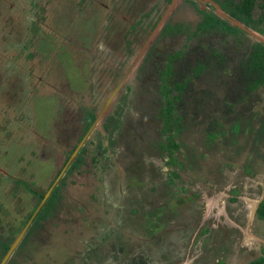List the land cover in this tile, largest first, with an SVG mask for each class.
I'll use <instances>...</instances> for the list:
<instances>
[{"label": "flooded vegetation", "instance_id": "1", "mask_svg": "<svg viewBox=\"0 0 264 264\" xmlns=\"http://www.w3.org/2000/svg\"><path fill=\"white\" fill-rule=\"evenodd\" d=\"M55 3L50 33L39 13L40 21L16 34L22 60L42 56L39 62L47 64L33 67L34 83L14 95L21 98L22 90L27 91L34 105L22 97L17 106L8 103L0 111V164L8 154L9 138L1 131V123H9L8 113L22 114L24 125L15 127L22 128V134L29 119L39 134L35 153L22 157V177L0 165L5 179L18 182L12 200L6 198L10 193L5 196L0 190V263L49 189L6 264H22L26 237L34 241L46 234L59 236L62 225L83 220L76 214L89 210L88 200L76 201L78 208L68 217L59 205L90 188L92 177L107 182L109 170L116 166L119 177L111 179L120 196L116 213L110 218L106 207L94 211L90 220L97 221L98 228L93 230L84 218L88 230L99 236V242L94 241L99 262L105 259L106 241L107 248L125 251L123 231L133 246H139V237L147 239L152 246L149 258L161 257L162 264H251L264 258V41L258 37L264 38V0ZM36 29L43 37L32 53L28 47L39 34ZM11 61L0 59V71H9L2 73L0 89L4 76L14 71ZM45 86L53 91L44 92ZM42 97L55 100L42 106L50 107L51 120L49 115L43 119L37 106ZM26 108H33L32 118L26 116ZM205 122L207 139L211 141L208 135L215 131L212 140L222 136L229 146L228 161L223 162L228 169L211 167L204 181L188 182V175L198 171L183 173L191 171L193 162L186 134ZM192 155L200 167L202 152ZM124 159L127 165L122 168ZM157 166L160 177L153 170ZM202 169L208 171L207 166ZM28 173L35 178L28 180ZM57 187L54 207L39 219L34 239L28 233ZM24 192L35 204L23 223L22 204L16 212L15 200ZM149 258L126 264H156Z\"/></svg>", "mask_w": 264, "mask_h": 264}, {"label": "rangeland", "instance_id": "2", "mask_svg": "<svg viewBox=\"0 0 264 264\" xmlns=\"http://www.w3.org/2000/svg\"><path fill=\"white\" fill-rule=\"evenodd\" d=\"M55 4V0H37L36 3L35 0H0V59H5L6 63L13 59L11 62L13 63L14 68V71L10 74V76H4L3 89H0V111L2 105L8 106V103L13 102L17 106V103H21L22 97H25L27 99V105L31 106L33 102V105L35 104V100H33V98H29L30 95L26 94L27 91L22 90L23 94L21 98H17V96L14 97V95L18 88H22L23 85L29 86L30 84L34 83L35 77L32 76L33 67L37 69V64L46 66L47 62H39V60L42 59V56H31V58H33L31 60H22V58H25V56L22 57V46L18 45L20 39H16V34L22 33V29L25 25H30L31 22L40 21L38 17L39 13L40 18H42L41 25L46 26V29H48L51 26L52 10L54 9ZM62 4L63 2H60L58 6L61 7ZM36 5H38L39 7H37ZM36 24L34 25L36 26ZM36 31H38L39 34L35 35V37L32 39V44L28 47L29 49L33 50L32 53H34L37 49L38 40L43 37V33L40 34L38 29H36ZM48 33H50V28L48 29ZM85 34H87V32L83 31L82 35ZM48 38H50V36ZM18 46L20 47L19 50L16 49V47ZM2 73L9 74V71L8 69L7 72L0 71V79L1 75H3ZM45 88L46 89H44V92L46 93L53 91L48 86H45ZM4 100H9V102L3 103ZM54 101V99L44 97L39 100L37 106L41 110L40 112H42L43 119H45L46 116L49 115L48 119L51 120L52 116L49 112H47L50 107H46L42 110V106L50 105L51 103L54 104ZM26 110V116L28 117V119L32 118L34 116L33 108H26ZM8 114L7 117L9 118L7 120H9V123H5L4 125L3 123H1V131L6 132V138H9L6 141L8 154L5 163H3V165H0L5 166L11 171H16L15 175L22 177V157H29L30 155L35 153L36 149L34 147V144L39 137V134H36L33 131V129H36V125L33 126L34 123L30 119L28 120L29 124L26 125V132L22 134V128H15L19 127L18 124L22 123V125H24L23 122H20V120L22 119V114L16 111H11ZM17 116H19L18 119H16ZM241 117L245 118L244 115H242ZM39 127L41 129L44 126L39 124ZM195 129L192 128L191 130H188L186 134V148L187 151L192 154L196 151L202 152L203 157L201 159V164L199 167V163L197 162L198 160L195 159L191 154L193 160L190 169L191 171L183 170V173H186V175L190 172L195 173V171H198V173L195 175L189 174L188 177L190 178L188 182L197 178H203V180L201 179V182L204 181L206 177L211 175V167H226V169H228V167L223 164V162L228 161L227 156L229 154V146L225 144V140L222 138V136L221 139L217 138L216 140L209 141L206 137L208 132L206 122L204 123L203 127L197 130ZM12 131L15 132L14 135L11 133ZM223 137H226V135H223ZM180 154H182V152H180L179 155ZM20 155L21 157H19ZM148 159L149 156L145 155L143 162H147ZM126 165L127 164L125 163L124 159L122 168H125ZM195 166H197L198 168ZM204 166H207L208 171L202 169L204 168ZM153 170H156V177L161 176V168L159 166L155 167ZM109 173L110 178L107 180V182L102 181L100 178L96 179L92 177V185L90 186V188L81 189V191L78 193L79 195L75 192L77 197L75 196L73 201H65V203L60 205L59 210H62V214H64V217H68V213L70 214L73 209L75 212V209L78 208L75 204L76 201L84 202L88 200V202L91 203L88 211L82 210L81 214H76V217L83 218V220L80 219L78 222L72 223L70 226L68 225L70 223H65L67 224V226H61L59 236H57V233L55 234V237L51 236L49 238H44V240H46L47 242H43L42 246H39V241L37 240H29L27 246H24L22 248L24 250V252L22 250V259L25 260L24 263L22 262L23 264H92L94 261L95 264H126L128 262L136 261L138 257L146 256V260L149 258L152 246L150 244H147V239L139 237L138 240H135L139 244V246H133V244L127 241L125 238V234L127 231H123L121 241L122 243H125V251L118 253V251L107 248L109 241H106L105 259L103 263L99 262L98 260L101 255L99 253L98 244L96 245L97 247H95L94 244L96 242H99V236L96 237L95 231H91L94 227L98 228V222L92 221L90 220V218L92 217V213L94 211L96 213H99L105 207L107 208V215L112 218L116 213L115 203L119 202L118 199L120 197L117 188H114L115 186L111 182L112 178L119 177L118 167H112L109 170ZM24 175H26V178L29 177L28 180H32L33 178H35L34 173H28ZM3 183L6 184V189L2 188L4 185ZM93 184H95L94 186L97 185L99 191L97 188H94ZM107 184H110L108 188ZM20 185H22V183ZM16 186H18V182H12L11 179H5V177H3V175L0 173V190L4 191L5 196L7 192L10 193L7 194V200H12L14 192L17 191L15 190ZM44 186L45 188H47V184L44 183ZM22 191L24 190L22 189ZM25 193L26 192L20 193L18 195L19 197L15 200L16 212L20 211V204H22V222L26 220V217L28 215L26 213H29L31 211V208L35 204L34 198L31 197L29 199L30 195ZM97 195H100V198L97 197ZM25 206L27 210L24 209ZM78 206L79 209H81L80 205ZM8 213L9 211L7 212V214ZM84 218H89V221H91V230H88V227L86 225L89 222L84 220ZM107 229L108 231H110L111 227L107 226ZM47 235L49 234H46L45 236ZM31 237L35 239L34 236ZM95 240L97 241L94 242ZM32 249H37V251L33 253L31 252ZM94 253L95 256L92 257ZM153 254H155V252ZM43 255L46 257H44ZM85 257H88L89 260H86ZM149 259H151L150 263L155 261L156 264H162L161 257H152Z\"/></svg>", "mask_w": 264, "mask_h": 264}, {"label": "trees", "instance_id": "3", "mask_svg": "<svg viewBox=\"0 0 264 264\" xmlns=\"http://www.w3.org/2000/svg\"><path fill=\"white\" fill-rule=\"evenodd\" d=\"M62 10H65V8L63 9V8H61ZM255 51H254V54H255V57L257 58L258 57V55H259V46H256L255 47V49H254ZM256 63H257V61H256ZM253 66L254 67H258V65L257 64H253ZM217 135H216V133H215V131H211L210 133H209V135H208V137H209V139L210 140H212V139H214L215 137H216ZM59 191V188L57 187L56 189H55V191H54V195L51 197V199L49 200V202H48V205H47V207H44L42 210H43V214H42V212L39 214V216H38V220L37 221H35V223L33 224V226L31 227V229H30V231H29V235H33L34 233H35V231H36V229H37V225H38V223L41 221V220H43L48 214H50L51 213V209L50 208H52V206L54 207V205H51V203L52 204H54L55 202H54V197H56V196H58V192ZM58 192V193H57ZM61 196L59 195V198H60ZM60 206V205H59ZM54 212V211H53ZM55 213V212H54ZM69 214V213H68ZM55 216H56V214H55ZM60 216H61V213H60ZM60 216L58 215L57 216V218L58 219H61L60 218ZM39 219H40V221H39ZM47 228V227H46ZM34 237H35V235H33ZM47 236H44V237H42V238H37V241H39V246H42V243L43 242H47L46 240H44V238H46ZM50 237V236H49ZM48 238V237H47ZM27 237L25 238V240L22 242V248L24 247V246H27V244H28V241H27ZM24 244V245H23ZM44 244H47V243H44ZM23 250V249H22ZM31 251V250H30ZM23 252H24V250H23ZM32 252L34 253L35 251L32 249ZM23 254V253H22ZM52 255V254H51ZM50 255V256H51ZM44 256V255H43ZM49 256V257H50ZM44 257H46V256H44ZM45 259V258H44ZM46 261V260H45ZM22 262L24 263L25 262V260H23L22 259ZM22 263V264H23ZM41 264V263H40ZM251 264H264V258H261V259H258V260H256V261H254V262H252Z\"/></svg>", "mask_w": 264, "mask_h": 264}, {"label": "water", "instance_id": "4", "mask_svg": "<svg viewBox=\"0 0 264 264\" xmlns=\"http://www.w3.org/2000/svg\"><path fill=\"white\" fill-rule=\"evenodd\" d=\"M258 37L264 41V38L260 35H258ZM52 189H49L48 193L46 194L44 200L42 201V203L39 205V207L36 209L33 217L30 219V221L28 222V224L22 229L21 234L17 237V239L11 244V247L9 249V251L7 252V254L5 255V257L3 258L2 262L0 264H6L7 261L9 260L12 252L15 250V248L18 246V244L20 243L21 240H23L24 235L26 234L33 218L35 217V215L38 213V211L41 209V207L45 204L46 199L48 198V196L50 195Z\"/></svg>", "mask_w": 264, "mask_h": 264}]
</instances>
